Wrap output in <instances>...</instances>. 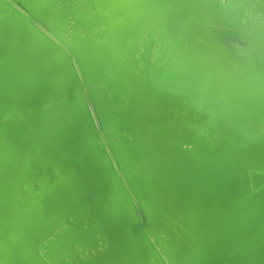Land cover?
<instances>
[{"label":"water","instance_id":"water-1","mask_svg":"<svg viewBox=\"0 0 264 264\" xmlns=\"http://www.w3.org/2000/svg\"><path fill=\"white\" fill-rule=\"evenodd\" d=\"M34 2L0 0L7 32L14 23L22 31L5 39L18 53H43L44 61L62 59L67 65L64 74L49 76L40 68L28 72L22 60L8 64L0 75V264H85L111 246L108 242L102 249L103 236L95 235L92 217L109 211L119 212L120 220L131 217L132 236L129 249L119 247L109 264H173L187 226L189 241L195 236L211 244L209 264L263 262L264 119L251 109L253 96L248 94L257 86H252L256 77L244 78L227 106L215 100L221 87L206 92L197 84L198 76L160 88L133 80L131 74L146 76L148 69L159 75L166 71L154 67L153 47L148 59L136 57L132 64L117 53L90 63V49H80L66 26L60 34L45 26L46 11ZM109 60L123 70L118 79L103 71ZM35 65L41 64L29 61L31 68ZM104 85L105 98L99 91ZM255 89L264 102V88ZM245 93L247 101H240ZM60 104L69 112H56ZM152 142L157 154L164 155L199 147L196 161H207V168L189 179H196L194 187L203 197L195 214L206 230H199V220L187 214L194 210L191 190L186 191L191 182L177 176L194 171L199 165L195 159L165 175L155 177L150 171L155 179L146 191L158 187L156 195L143 197L134 183V174L151 157ZM197 256L191 254L188 264H200Z\"/></svg>","mask_w":264,"mask_h":264},{"label":"bare ground","instance_id":"bare-ground-1","mask_svg":"<svg viewBox=\"0 0 264 264\" xmlns=\"http://www.w3.org/2000/svg\"><path fill=\"white\" fill-rule=\"evenodd\" d=\"M36 1L34 4L31 3V5H37L41 7L40 10L44 9L46 11L44 16L45 26L52 28L57 34L64 32L63 27L69 28L71 31L69 35L76 38L75 44L80 49H90V63L102 62L105 60L106 55L111 56L113 53H117L126 61H129L128 64H132L136 57L140 60L148 59L151 54V47H153L157 53L154 58V67H157L159 71L161 69L166 71L163 75H159V72H156L155 69L151 72L148 69L146 70V76L131 74L133 80L151 82L150 85H159L157 87L160 88L167 84L177 85V81L183 77L193 79L194 76H198L197 84L201 85L206 92H209L212 88L221 87V93L215 99L220 106L223 104L227 106L230 102L231 94L241 91L242 80L244 81L246 77H256L252 86L255 87L257 85L255 88H264V82L260 81L264 75V0ZM8 3L11 2L9 1ZM67 18L71 22L69 25H66ZM5 19L8 20L7 15L0 16V58L3 63L0 66V75H4L9 70L8 64H16L17 61L21 62L22 60H26L27 64H25V67L28 72H37L41 69L39 72L49 76L66 72L67 64L62 59H57L54 63H48L43 60V53H18L13 48L12 42L5 38L12 32L16 35L22 31L16 28L17 24L14 23L10 31L7 32L9 28ZM140 49L143 51H140ZM29 61L37 62V64H41V67L35 65L34 68H31ZM104 67L103 71H111L110 73L117 79L123 74V70L116 67L115 60L106 61ZM39 76L41 75L38 74L37 79H39ZM186 86L190 90L192 85ZM100 88L101 96L104 97L108 93V89L105 85L100 86ZM255 88L248 93L253 96L251 109L259 118L264 119V102L260 101L261 98L257 96L261 91ZM215 96L216 93L214 92L212 98ZM206 98L207 100L211 99L209 97ZM242 98L243 100L240 99V101L246 102L247 94H243ZM67 107L60 104L56 108V112H69ZM210 108L211 106L208 107L209 111L211 110ZM150 116L153 115L151 114ZM236 116H239V114ZM60 120L63 121L62 119ZM245 123L250 125L247 121ZM72 125H78V122L72 121ZM228 138L230 139V137ZM114 140L116 141L117 138ZM190 141L192 142V140ZM122 144L124 145L122 147L124 151L125 142ZM19 150L23 152V147L19 148ZM214 150L216 149H209V151ZM149 151L151 157L144 161L141 173L134 174V183L141 189L143 197L157 194L158 187L153 188L151 191L150 187L146 191V187H149V183L155 179L152 178L151 174H154L155 177L162 174L165 175L171 169L182 168L190 159H195L194 163H198L196 160L200 153L199 147H195L188 154L181 149H177L176 152L172 151L167 155L161 154V152L157 154V146L153 142L149 145ZM127 152L125 151L124 153ZM206 163L207 161L202 160L190 174L178 173L177 175L181 180L191 182L193 186L186 184V191L190 192L191 190L190 198L193 200H191V203H194V210L190 206L189 210L193 211H187V214L188 216L193 215L194 218L199 220L196 223V227L199 230L201 228L206 230L200 220L202 217L195 214L196 202L203 197L198 196L200 193L194 187L196 179H189V177L195 175L197 169H206ZM72 164L75 167L73 160ZM227 166L231 168L230 165ZM161 184H166V182L161 181ZM96 206L99 209L101 208L99 203ZM100 210L106 211L107 208H101ZM109 212L108 214L105 212V214L92 217H96L94 219L97 220L95 222L96 225L93 224L96 229L95 235L97 232H101L103 236L102 245L98 242L100 238H95V247L97 248V245L100 244L103 249L106 244L108 247V242H111V246L109 245L110 247L106 253L91 258L85 264H109L115 260H112V255L119 247H125L126 245V249L130 247L132 236L128 227L131 224L129 221L131 217H123L120 220L118 217L119 212ZM184 216L185 218L187 217L186 214ZM117 227L122 229L114 231L113 229ZM188 229L189 227L187 226V232L183 231L185 232L183 240H175H180L181 242L178 245L180 248L178 259H172L173 264H188L186 259H189L191 254L193 256L198 255V258L200 257V264H209L210 261L206 259L208 252H210L209 250L212 248L211 244L207 245L204 239L196 238L195 236L190 237L189 241L187 237L189 235ZM208 232L209 230L207 229ZM80 238H84V236L82 235ZM118 241L119 246L115 248L114 245ZM168 242L169 244L174 243L170 239ZM199 252L203 257L199 255ZM5 255L9 259L11 258L10 255L7 256L6 253ZM258 264H264V261L258 262Z\"/></svg>","mask_w":264,"mask_h":264}]
</instances>
